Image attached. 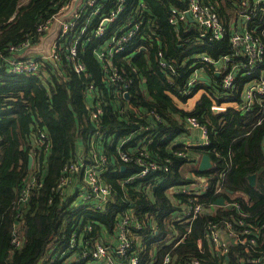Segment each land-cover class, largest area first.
<instances>
[{
  "label": "trees",
  "instance_id": "obj_1",
  "mask_svg": "<svg viewBox=\"0 0 264 264\" xmlns=\"http://www.w3.org/2000/svg\"><path fill=\"white\" fill-rule=\"evenodd\" d=\"M68 1L0 0V264H105L106 259L94 256L98 244L108 246L115 264H128L133 254L139 256V264H181L194 257L204 264H255L250 259L259 256L257 264H264V230L250 246L229 238L226 253L217 250L209 236L214 223L225 237L228 222L239 227L238 220L243 218L246 224H264V95L255 96L247 110L227 107L215 112L206 94L192 111L180 108L169 94L180 100L195 94L201 84L185 94L186 82L203 66L211 77L218 78L209 87L217 100L235 98L241 105L251 79L240 77L234 94L225 93L217 84L221 78L213 72L216 64L198 61L202 53L218 58L231 52L229 38L210 40L190 20L178 28L173 26L168 20L170 11L185 8L186 0H125L127 9L107 26L105 38L126 14L142 18L144 31L123 53L113 57L124 79L118 86L105 78L102 62L94 53L103 39L92 34L87 45L81 43L78 49L88 75L77 73L65 58L43 59L34 73H11L5 59L13 53L10 47L39 41L45 32L38 27ZM116 1L104 0V10L115 7ZM201 1L214 4L226 24L233 19L238 2ZM255 20L250 26L255 22L264 40V16ZM61 51L65 56L63 48ZM159 51L173 69H162ZM90 85L92 96H88ZM124 88L129 97L121 92ZM97 106L102 113L94 118L92 112ZM192 114L208 122L210 144L204 148L177 143L172 146L177 136L188 131L185 124ZM40 131L47 134V148L38 143ZM119 143L121 149L132 153L140 146L147 147L152 157L168 165L169 170L122 184L139 166L126 163V169L121 168L124 162L117 151ZM92 147L108 157L106 168H100L99 173L112 190L100 206L96 200L83 198L80 173L74 175V186L63 190L58 186L65 166L75 162L81 150L87 164L96 161ZM204 152L211 155L213 166L200 171L194 156ZM30 154L34 156L31 166ZM186 164L190 165L188 175L182 171ZM228 164L224 189L215 193ZM192 173L207 176L209 187L190 194L172 193L176 187L196 182ZM253 173L255 185L248 179ZM33 177L38 183L23 199L21 194ZM239 193H245L248 199L240 198ZM221 195L228 201L237 199L241 208L216 205L214 201ZM190 198L205 201L212 209L205 204L202 212L190 219L186 214ZM125 211L134 214L129 224L134 242L127 256L120 255L116 248L118 221ZM14 238H19V245L14 244ZM199 238L202 247L198 246ZM167 254L171 260L165 263Z\"/></svg>",
  "mask_w": 264,
  "mask_h": 264
},
{
  "label": "built area",
  "instance_id": "obj_2",
  "mask_svg": "<svg viewBox=\"0 0 264 264\" xmlns=\"http://www.w3.org/2000/svg\"><path fill=\"white\" fill-rule=\"evenodd\" d=\"M75 1V0H74ZM78 1V6L70 18L61 19L64 10L67 9L72 0L60 7V10L47 22L41 24L38 27L40 32H46L54 28V32H57V41L50 51H47L41 58L34 57H22L14 59L13 56H6L5 59L10 65L9 71L13 74L17 73H34L41 65L43 59H52L55 61H61L65 58V61L70 64L77 73H84L88 75L86 65L83 61L78 58V49L81 43H87L89 41L90 35H94L96 38L103 39L101 44L94 47V53L97 58L102 62V72L108 81H112L115 86H118L120 81H123V74L117 66H114L113 57L117 54L123 53L129 44L135 42L137 37L143 33V21L140 17H134L132 14H126L121 19V23L114 26L110 36L105 38L108 34L107 26L117 20H119L121 14L127 9V4L125 0H117L115 7L111 8L109 11H105L104 0H80ZM185 8H172L169 14V22L178 28L179 24L186 22L188 20L187 11H189L194 18V22L202 30V36L210 39L217 40L225 36L229 38L231 43V52L221 54L218 58H212L209 55L203 54L198 59L200 62H214L219 64L221 77V87L224 90H232L236 87L237 82L240 77H248L251 81L245 87L244 91V101L240 105L237 101L225 100L218 101L213 99L212 109L215 107L224 110L229 104L236 106L238 108L249 109L255 96L264 95V40L258 33V26H250L252 20L258 16H264V0H242L241 4H237L235 15L229 24L222 22L221 17L212 3H204L201 0H186ZM142 6L145 3L142 2ZM141 6V7H142ZM97 23L95 22L96 19ZM94 23V24H93ZM96 26L93 28V26ZM115 27H117L115 29ZM92 29V32H89ZM115 29V30H114ZM60 42V44H58ZM64 42V44H63ZM30 45L28 42H24L20 47ZM18 47V48H20ZM15 46H11L10 50H17ZM62 48L64 49L65 56L62 53ZM159 65L163 70L172 68L173 66L164 59V54L162 51L158 52ZM130 80H127V87L129 86ZM200 83L199 73L197 71L188 79L186 83V93H192L193 88ZM127 88L121 90L125 93ZM93 85H90L88 89V96H92ZM151 113H157L154 110ZM102 113V108L97 106L92 112L93 117L97 118L99 114ZM188 130H198L199 138L194 142H189L186 144L187 147L191 146H201L204 148L210 144L209 136V124L206 121H201L196 115H189L185 124ZM149 129L148 127H142ZM40 145H45L48 147L47 134L45 131H40L37 138ZM95 162L86 163L84 158L80 155L75 162L67 164L64 168V172L60 178L58 184L60 190H63L67 186H74V175L82 174L84 190L82 196L86 200H96L98 206L109 199L111 194V186L105 184L102 181V177L99 173L100 168H106L108 163V157L102 153L97 154L94 147H92ZM117 151L120 159L126 163H134L139 166L137 170L130 173L122 180V184H128L135 178L144 177L157 172H167L169 170L168 165H164L156 161L147 147L140 146L137 152L132 153L121 149L120 146L117 147ZM179 154L185 155V152L180 151ZM124 164V165H125ZM108 168V167H107ZM225 174V172H223ZM223 174V175H224ZM196 177L198 180L188 185H183L172 189V193H185L190 194L197 191H203L209 187L208 179L205 175H193L192 178ZM38 183L37 177L30 179L26 188L23 190L22 198H27L31 190V186ZM224 189V180L217 185L215 193L221 192ZM240 198L248 199L246 194L239 193ZM234 208H241L240 202L235 199L233 201H228ZM209 207L210 204L195 201L190 198L188 206L186 208V214L190 219L195 218L202 210L204 205ZM244 215V213H242ZM134 218V214L130 211H125L119 218L118 221V242H117V252L121 255L127 256L128 250L133 246L134 236L129 230L130 220ZM239 227L234 226L230 222L226 225L225 237L222 234L221 229L217 225L211 224L209 228V236L213 241L215 248L221 252L226 253L229 248V238H234L236 241L250 246V243L256 242V237L264 230V224H246L243 218L238 220ZM138 227H141L138 222ZM74 232L72 236H75ZM252 235V238L250 236ZM185 237V235H184ZM14 244L19 245V238H14ZM198 246L202 247V239H198ZM73 246V243H71ZM94 256L101 259H106L105 264H115V259L109 255L108 246L98 244L94 249ZM264 254V253H263ZM139 256L133 254L128 257V264H139ZM171 260L169 254L165 257V263ZM252 263H259L261 261V256L250 259ZM181 264H204V262L198 258L194 257L192 259L185 260Z\"/></svg>",
  "mask_w": 264,
  "mask_h": 264
},
{
  "label": "crops",
  "instance_id": "obj_3",
  "mask_svg": "<svg viewBox=\"0 0 264 264\" xmlns=\"http://www.w3.org/2000/svg\"><path fill=\"white\" fill-rule=\"evenodd\" d=\"M241 1L242 0H238V2H236V8H237V4H241ZM80 2H81V0L79 1V3ZM72 3H75L74 0H72ZM235 11H236V9H235ZM234 15H233V17H234ZM254 21L256 22V20H254ZM255 22H254V25L253 26H256L257 25ZM50 35H51V33L50 34L47 33V34L42 35L39 41L33 42L32 44L30 43V45H28V46H23V47L18 48L17 50L13 51L12 55H10V56H13L14 59H16V58H22V57H34V58H37V59L38 58H41L44 55L45 51H47V49H44L43 48L44 43L46 41V38H48V40H49L51 37H53V35H51V36ZM83 44L84 45H87V43H83ZM201 55H203V53L198 56V59L201 57ZM213 58H216V57H213ZM211 63H214V62H211ZM219 68H220L219 64H216L213 72H214V75L216 77L221 78L222 75L220 73ZM196 71L199 73V79H200V83L199 84H201V87L198 88V90L196 91L195 94H193L192 96L188 97L185 100H180L174 94L169 93L174 98V100L176 101L177 105L180 108H182V109H184L186 111H192V110H194L196 108V106H197L198 100L203 96V94H206L208 97H210L211 100H212V103H213V99H216L217 100V97L211 92V90H210L209 87H212L213 82L214 81L217 82L218 78L215 80L213 77H211V75L208 73V70L206 68H204L203 66H200ZM217 84H220L221 85L220 82L217 83ZM238 88H239V83L237 82L236 87L233 88L232 90H229V91L222 90V91L225 92V93H228V94H234L235 90H237ZM213 89L217 93V87H215ZM185 94H190V93H186L185 92ZM228 100L229 101H233L234 100V101H237V103H239V100L238 99H235V98L234 99H228ZM225 101L227 102V100H225ZM228 107L238 108L236 106H232L231 104H229ZM221 111H223V110H221ZM215 112H220V111H215ZM198 138H199V132H198V130H188V131H185V132L181 133L179 136H177V138H175V140L172 141L170 144L172 146H173V144H176V143L177 144H184V145H186L189 142L196 141ZM119 146H121V143H119ZM81 153H83V150H81ZM81 153H80V155H81ZM201 156L202 155L196 156V157L194 156V161L193 162L196 161V163L199 164L200 159H201ZM229 159L232 162L231 157ZM189 166H190L189 164H186V165L183 166L182 171L186 175L189 174V171H190ZM230 166L231 165L228 164L227 168L224 171L225 173L229 169ZM224 176H225V174L223 175V178L221 180H224ZM191 177H192V175H191ZM231 193H233V192H231ZM216 205H218V204H216ZM209 209L210 210L212 209V205L209 206Z\"/></svg>",
  "mask_w": 264,
  "mask_h": 264
},
{
  "label": "water",
  "instance_id": "obj_4",
  "mask_svg": "<svg viewBox=\"0 0 264 264\" xmlns=\"http://www.w3.org/2000/svg\"><path fill=\"white\" fill-rule=\"evenodd\" d=\"M187 16H188V19L191 20V21H194V18L192 17L191 13L189 11H187ZM125 97H129V92L126 91L124 93ZM214 111H221L220 108L218 107H215L214 108ZM33 159H34V156L32 154L29 155V166L32 165L33 163ZM213 166V161H212V158H211V155L207 152H204L201 156V159H200V162L198 164V169L200 171H205V170H208L209 168H211ZM121 168L122 169H125L126 168V165H121ZM248 179H249V183L251 185H255L256 184V174L253 173V174H249L248 175ZM228 192H233L231 189H227ZM215 204H218V205H227L228 204V199L225 195H221L219 197H217L214 201Z\"/></svg>",
  "mask_w": 264,
  "mask_h": 264
},
{
  "label": "rangeland",
  "instance_id": "obj_5",
  "mask_svg": "<svg viewBox=\"0 0 264 264\" xmlns=\"http://www.w3.org/2000/svg\"><path fill=\"white\" fill-rule=\"evenodd\" d=\"M74 2L75 3L70 4V6L67 9L64 10L63 14H60V16H62V18H61L62 20H63V15H64V18H70L72 16V14L74 13V11L76 10V8L78 6V1L75 0ZM47 33H49V34L51 33V35H53V37H51L49 40H48V38H46V41L44 43L43 48L44 49H47V51H50L51 48H53L55 46V44H56V41H57V32L55 34L54 28H52L51 30L45 32L44 34H47ZM47 51H45V53ZM235 193H238V192H235ZM230 204L231 203L227 204V206H229Z\"/></svg>",
  "mask_w": 264,
  "mask_h": 264
}]
</instances>
